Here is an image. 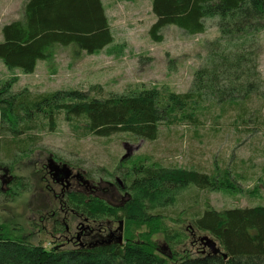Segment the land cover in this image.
Masks as SVG:
<instances>
[{"label": "trees", "instance_id": "1", "mask_svg": "<svg viewBox=\"0 0 264 264\" xmlns=\"http://www.w3.org/2000/svg\"><path fill=\"white\" fill-rule=\"evenodd\" d=\"M151 9L155 21L148 33L157 42L165 26L198 34L206 30V18L216 19L219 36L208 42L205 61L194 70L187 91L163 94L151 87L97 97L90 92L101 87L92 85L88 90L31 94L13 91V81H8L0 87V135L11 132L13 138L1 143L0 150L8 153L13 143L32 141L35 135L28 131L37 127L39 115L54 130L59 113L74 128L81 126L86 134L96 136L124 132L155 140L161 124L197 128L212 114L231 116L232 123L245 131L257 129L264 107L257 54L258 34L264 30V0H152ZM0 31V61L7 69L26 74L34 72L38 61L47 60L56 45H74L90 55L114 41L102 0H26L22 18L3 24ZM26 132L25 140L18 138ZM26 151L14 154L11 163ZM126 162L121 161L120 167ZM129 164L120 175L124 186L120 190L126 195L119 205L80 191L63 196V203L84 217L122 221L121 242L118 236H109L69 248H46L22 235L12 215L0 213V264H264V204L217 210L207 203L193 214L192 229L211 235L217 252L206 244L207 249L196 254H179L176 246L186 232L162 224L164 215L157 208L173 203L177 193L190 185L240 192L228 168L205 172L144 159ZM11 183L25 184L17 176ZM157 232L164 235L167 256L156 252L152 236Z\"/></svg>", "mask_w": 264, "mask_h": 264}, {"label": "rangeland", "instance_id": "2", "mask_svg": "<svg viewBox=\"0 0 264 264\" xmlns=\"http://www.w3.org/2000/svg\"><path fill=\"white\" fill-rule=\"evenodd\" d=\"M25 1L0 0V30L3 24L22 18ZM102 2L114 38L112 45L90 55L74 45H56L51 56L38 61L30 74L9 70L0 61V87L13 81V91L28 90L36 94L68 88L88 90L99 85L101 89L90 92L97 97L151 87L163 94L187 91L194 70L205 61L208 42L219 36L216 19L206 18V30L198 34H188L174 25L165 26L162 40L157 42L148 33L155 21L152 0ZM257 54L258 68L264 78V30L258 34ZM36 121L37 127L28 131L35 135L32 141L13 143L8 153L0 150L3 165L0 166V213L12 215L22 228L21 234L32 243L46 248H69L82 242V230L96 234L98 227L107 224L117 236L123 237V224L117 221L104 219L98 226L101 220L86 222L70 212L60 196L59 183L47 172L49 163L80 174L93 193L114 205L124 201L114 180H120L127 168L125 164L131 161L144 159L145 163L157 161L165 166L193 167L205 172L228 168L240 192L209 191L190 185L177 193L173 203L157 208L164 215L165 227L186 232L184 241L176 246L179 254H196L207 249L204 237L215 240L206 232L192 229L190 224V218L205 204L217 210L264 204V107L262 123L251 132L237 127L231 116L218 118L212 114L197 128L161 124L155 140L135 138L124 132L110 136L86 134L81 126L74 128L66 121L63 113L57 114L54 130L48 128L41 115ZM21 124L17 125L21 127ZM28 133L18 138L25 140ZM0 137V144L9 143L13 134L1 132ZM21 150L26 152L11 163L13 155ZM123 160L127 162L120 167ZM14 176L25 183L24 187L11 183ZM76 186L80 191H90L87 186ZM152 241L158 254L169 255L162 232L153 234Z\"/></svg>", "mask_w": 264, "mask_h": 264}, {"label": "flooded vegetation", "instance_id": "3", "mask_svg": "<svg viewBox=\"0 0 264 264\" xmlns=\"http://www.w3.org/2000/svg\"><path fill=\"white\" fill-rule=\"evenodd\" d=\"M52 167V171L53 172H55V173H52L51 171H49V167ZM47 172H48V174L52 177V180L54 181V182H56V183H59V185H60V196H65L67 193H70V192H73V191H80L78 188H77V186H76V184H79V185H84L85 187L87 186V188H89L90 189V191H88V192H84L86 195L87 194H94V195H97V194H95V193H93L94 191H92L93 190V188L92 187H88V185H86L85 183V180L83 179V177L80 175V174H75V173H73V171H71L70 169H63L62 167H57L56 165H54L53 163H49V165H48V167H47ZM56 173H58L57 175H56ZM55 174V175H54ZM114 182H115V185H116V187H117V190H119L120 192H122L120 189H122L124 186H123V182H122V180H121V178H120V180H119V178H115V180H114ZM119 184V185H118ZM80 192H83V191H80ZM90 192H92V193H90ZM123 193V197H122V199H125V193L124 192H122ZM121 204V203H120ZM68 209H69V211L70 212H72L73 214H75V215H77V216H79V217H82L83 219H84V221H86V222H89V221H91V222H93V223H95V222H99V221H96V220H94V219H89V218H87V217H84V216H82L81 214H79L78 212H76L74 209H72V208H70V207H68ZM107 221H109V219H106ZM102 221L103 220H101V222H100V224H98V226H100L101 225V223H102ZM117 221V223L118 224H122V221H119V220H116ZM110 222V221H109ZM111 227L109 226V224H107V226L106 227H104V228H101V227H98L97 229H98V231L97 230H95L96 231V234H93V232L92 231H86V232H83V230H82V234H81V236H80V239H81V243H77V244H75L74 246H78V245H83V244H87V243H91V242H94V240H98V239H101V238H106V237H116L117 236V234L114 232V231H111V229H110ZM61 230H63V227L61 226V228H60ZM87 229V228H86ZM102 231H104L105 233H107L106 234V236H104V237H102V233H104V232H102ZM101 233V234H100ZM88 237H90V239H88V240H86V238ZM79 238V236H77V239Z\"/></svg>", "mask_w": 264, "mask_h": 264}, {"label": "water", "instance_id": "4", "mask_svg": "<svg viewBox=\"0 0 264 264\" xmlns=\"http://www.w3.org/2000/svg\"><path fill=\"white\" fill-rule=\"evenodd\" d=\"M50 170H52V167H49ZM58 173H56L57 175ZM55 175V174H54ZM118 241L121 242L122 241V235H118ZM205 243L208 245V247L213 251V252H217L219 251V248L217 246V242L209 237H204ZM225 256V254H224Z\"/></svg>", "mask_w": 264, "mask_h": 264}, {"label": "crops", "instance_id": "5", "mask_svg": "<svg viewBox=\"0 0 264 264\" xmlns=\"http://www.w3.org/2000/svg\"><path fill=\"white\" fill-rule=\"evenodd\" d=\"M37 65V64H36Z\"/></svg>", "mask_w": 264, "mask_h": 264}]
</instances>
